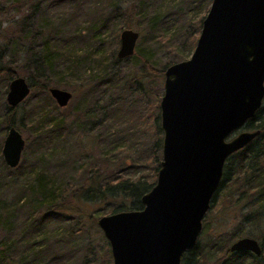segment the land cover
Listing matches in <instances>:
<instances>
[{
    "label": "rangeland",
    "instance_id": "obj_1",
    "mask_svg": "<svg viewBox=\"0 0 264 264\" xmlns=\"http://www.w3.org/2000/svg\"><path fill=\"white\" fill-rule=\"evenodd\" d=\"M24 1L27 0L16 4L17 0H0V25L6 30L15 21L29 16L32 32H42L44 39L39 37L34 44L9 49L0 63L4 69H15L17 76L26 80L21 70L28 60L27 52L31 48H42L44 40L55 39V43L58 40L64 49H87L89 46L85 47L82 41L90 35V24L98 18L115 17L117 8L126 25L117 43L108 38L106 48L115 52V58L106 68L84 67L69 78L56 77L59 80L52 82L50 88L72 93L73 98L66 108H60L49 92L37 90L17 107L18 112L13 114L21 128L16 129L26 141V147L15 170L6 165L2 150L10 129L6 125L8 111L17 108L8 105L11 82L0 75V246L5 242L10 250H4L10 259L6 262L10 264H113L110 245L97 221L113 215L109 211L121 205L122 200L89 202L84 193L90 184L87 180L83 183V175L75 170L83 164L95 166L102 175L101 187L106 185L105 177L112 174L152 181L155 169L160 170L157 162L160 166L163 160L164 134L162 130L160 134L157 132V125L161 129L160 104L165 92V74L171 66L192 57L212 0H35L38 5L34 11L29 10L33 0L26 6ZM124 30L137 32L139 39L135 54L120 60L118 52ZM9 32L5 37L13 33L10 29ZM140 58L149 64L145 70L140 67L144 65ZM87 65L97 66L93 62ZM129 80L139 83L134 91L125 86ZM42 105L51 107L50 116L59 120L60 125L37 128ZM247 127L242 131H249ZM47 139H52L54 144L61 141L57 148L68 153V157L62 156V163L57 162L59 158L49 159V164L42 166L44 161L39 160V156L52 145ZM158 142H161L160 147ZM36 147L44 148L43 152H37ZM252 149L264 151V138ZM105 151L111 152V159L107 160ZM231 167L230 177L223 179L216 202L203 221L197 244L200 247L197 256L201 257H193L191 264H198L202 255L206 264H216L218 258H229L225 253L234 243L242 238L255 239L253 234L264 232V220L260 226L244 220L251 214L253 201L259 197L253 195L247 199V195L241 198L240 193H232L238 185L235 184L236 173L232 172L235 165ZM38 175L55 180L59 177L60 182L67 183L57 203L50 207L51 211L60 208V220L49 218L46 224L40 223V219L49 214L45 206L38 217H34L45 199L37 189ZM230 196L236 202L232 206ZM260 205L264 206V201ZM191 254L187 257L191 258ZM261 261L264 264L263 257Z\"/></svg>",
    "mask_w": 264,
    "mask_h": 264
},
{
    "label": "water",
    "instance_id": "obj_2",
    "mask_svg": "<svg viewBox=\"0 0 264 264\" xmlns=\"http://www.w3.org/2000/svg\"><path fill=\"white\" fill-rule=\"evenodd\" d=\"M138 39L132 30L121 33L120 60L135 54ZM165 77L156 184L142 197V210L97 221L113 264H182L197 247L228 159L262 133L242 130L264 104V0H212L192 57L171 66ZM31 90L26 79H13L8 105L19 107ZM49 92L60 108L73 98L58 88ZM25 147L22 134L10 128L2 150L10 169L20 165ZM230 250L262 255L252 238Z\"/></svg>",
    "mask_w": 264,
    "mask_h": 264
},
{
    "label": "trees",
    "instance_id": "obj_3",
    "mask_svg": "<svg viewBox=\"0 0 264 264\" xmlns=\"http://www.w3.org/2000/svg\"><path fill=\"white\" fill-rule=\"evenodd\" d=\"M22 0H17L16 4H19ZM29 0L24 1L23 5L29 4ZM22 3V2H21ZM20 3V4H21ZM15 4V3H14ZM38 3H35V0L32 1L31 6L29 7V10L34 11L37 8ZM116 9V15L114 18L111 17H103L95 19L93 23L90 24L88 27L89 36L87 39L83 38L84 41L83 44L85 47L89 46V48H63L59 46L58 40L55 43V39L53 40H44V46L42 48L33 49L31 48L29 52H27L28 60L26 62V65L22 67L21 72L24 74V76L27 78L28 83L31 86L32 91H42L44 93H48L50 90V85L53 81L59 80L56 77L62 78H69L72 74H77L78 71L83 69L84 67L89 68V70L98 68H106L109 61L111 59L115 58V52L111 51L109 52L108 47L109 41L108 38L115 39V43L118 42L117 38L122 30V28L126 25L125 19H123L122 15L120 16L121 12ZM119 14H118V13ZM113 18V20H111ZM205 19V18H204ZM29 16H25L21 20L15 21L12 26L8 29H3L2 24L0 25V62H3L5 60L6 52L9 51V49L16 50L17 47L19 48L21 44H34L36 42L37 38H43L42 32L34 33L32 32L31 28L29 27ZM204 21V20H203ZM13 27H16L13 31ZM9 29L12 30V34L5 37L6 32H9ZM10 33V32H9ZM8 33V34H9ZM48 36H52L50 34H47ZM81 36V34L79 33ZM79 36V38H80ZM5 39H4V38ZM2 38V39H1ZM196 43V40L193 41ZM197 44V43H196ZM60 48V49H59ZM140 61L144 63V65L140 66L142 70H145L148 68L149 64L148 62L140 58ZM139 61V62H140ZM93 62L96 67H91L89 65L86 66V64ZM139 63H136L138 65ZM58 71V72H56ZM162 74V73H161ZM0 75H4L6 80L11 82L13 79H15L17 76L16 70L12 68H6L4 69L1 66L0 63ZM92 76V75H91ZM59 82V81H58ZM138 82L134 80H129L128 83L125 85H122V88L125 86L129 87V90L134 91V89H137ZM158 107H156L157 109ZM51 109L50 106L42 105V110L40 108L39 110V122L37 128H40L43 126V129L46 127H49V125H60L59 120L56 121L55 118H52L50 116V112L48 111ZM18 112V108L15 110L8 111V120H7V127L9 128H21L16 119L14 118V114ZM14 113V114H13ZM264 104L262 109L257 113L255 119L251 121L248 124L247 130L249 131H258L260 130L261 137L259 136L249 147H247L245 150L242 151V153H237L231 156L226 165L224 170V177L225 180H228V178L231 175V169L232 164L235 165V170L232 172L236 173V180L235 184L238 185V188L234 193H240L241 198L247 197L249 199L253 195H258L259 199L257 201H253L251 208V214H248L244 217V220L247 222H251V224H256L260 226V222L264 220V206L260 205V202L262 203L264 201V151L263 150H253V146L255 144H258L259 140L264 138L262 136L264 134ZM159 121V117L157 116L156 123ZM56 127V126H55ZM161 129H158L157 125V132L160 134ZM48 142H51V146H47L48 148L45 149L40 147L38 149L36 147L37 152L42 151L43 155L39 156V160L44 161V166L46 163L49 164V159L59 158L57 162L62 163L61 159H63L62 156H67L68 153H66L64 150H60L57 148L58 145H60V142H56L54 144V141L52 143V139H47ZM161 142L157 143V146L160 147ZM107 155V160L111 159L109 157L110 151L104 152ZM66 157V158H67ZM45 159V160H44ZM38 160V161H39ZM236 162V163H235ZM156 166L160 167L158 165V162ZM15 170V169H14ZM76 173L80 172L81 176L83 177V183L86 180L89 182L88 189L85 191V195H88V201L89 202H107L111 200H117L120 202L121 205L118 207H115L109 213L116 214L120 212H126V211H140L143 209L142 205V197L146 195L148 192H150L154 186V183H156V179L158 177L159 170L156 168L154 175L151 177L152 181L149 183L144 178L138 177L137 179H130L123 175H108V177H105L106 185L104 187L100 186L102 175L99 174V169H96L95 166H92L90 163L87 165H82L78 170H75ZM98 172V173H95ZM61 175V174H60ZM39 178L37 180L39 181L37 184V189L40 191L42 195H44L45 199L44 201L40 202L38 210L35 212L34 217L39 215L40 210L44 209L49 210V214L45 215L40 219V223H45L49 218H54V220H60L58 217L59 209L60 208H53L51 211L50 207L54 206L57 203V200H59V197L61 196L60 193L64 192L65 188L67 187V183L64 184L62 181H59V177H57V181L54 178H48L46 175H38ZM58 176V175H57ZM223 181V180H222ZM60 182V183H59ZM82 183V184H83ZM222 185V183H221ZM220 185V188H221ZM219 188V192L220 189ZM95 190V191H94ZM217 192V193H219ZM239 194V195H240ZM232 195V194H231ZM250 195V196H249ZM218 194L215 195L212 206L214 202H216ZM232 198L231 206L236 204V202H233V196H230ZM29 197L27 198L28 202ZM129 203H127L125 201ZM261 199V200H260ZM211 206V208H212ZM257 222V223H255ZM46 234L43 233L42 237L45 238ZM252 236L255 237V240L260 243V246L262 248V255L260 257H257L253 255L252 253H233L230 249L225 253V256L229 258H218L216 260V264H263L262 261L260 262V258H264V232L261 234H253ZM254 239V238H253ZM0 247H4L6 249H0V264H10V259L6 257V252H9L10 250L7 249L6 243L3 242ZM43 248V247H42ZM200 247L197 246L193 251L188 252L184 255L182 264H191V260L193 257L196 259L197 257V251ZM44 249V248H43ZM6 252H5V251ZM192 253V254H191ZM188 254H191V258L187 257ZM201 254V253H200ZM202 255V254H201ZM203 258L201 261H199V258L197 260L198 264H206L207 260L204 258V255H202ZM43 264H47L43 262Z\"/></svg>",
    "mask_w": 264,
    "mask_h": 264
}]
</instances>
